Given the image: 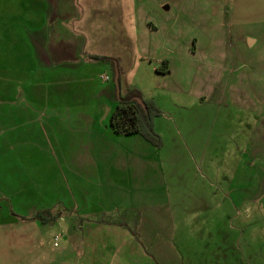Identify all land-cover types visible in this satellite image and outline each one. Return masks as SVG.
Listing matches in <instances>:
<instances>
[{
  "label": "rangeland",
  "instance_id": "1",
  "mask_svg": "<svg viewBox=\"0 0 264 264\" xmlns=\"http://www.w3.org/2000/svg\"><path fill=\"white\" fill-rule=\"evenodd\" d=\"M70 5L79 13L66 26L83 40L76 52L113 57L119 67L118 86L108 60L94 71V85L113 82L121 95L127 87L142 90L159 110L152 116L159 142L110 131L84 148L80 140L68 141L63 128L52 132L44 120L33 136V115L22 117L16 108L43 101L44 91L33 94L34 85L47 82L51 95L62 93L51 100L75 102L83 80L40 78L33 72L43 60L38 47L0 46V170L11 173L4 184L0 177V186L14 187L21 177L19 185H31L35 200H61L51 210L55 219L39 225L43 254L35 264L48 257L54 264H80L79 255L54 259V252L107 245L97 234L101 226L83 222L81 236L70 235L80 219H68L84 211L83 199L98 207L97 216L136 218V239L159 263L264 264V197L258 198L256 182L264 160L248 152L264 114V0H71ZM159 59L168 60L162 77L154 68L161 67ZM242 169L249 180L240 190ZM134 178L151 185L133 189ZM1 205L4 215L11 206ZM14 230L9 252L2 251L7 264H18L10 247ZM22 263L33 259L26 255Z\"/></svg>",
  "mask_w": 264,
  "mask_h": 264
},
{
  "label": "crops",
  "instance_id": "2",
  "mask_svg": "<svg viewBox=\"0 0 264 264\" xmlns=\"http://www.w3.org/2000/svg\"><path fill=\"white\" fill-rule=\"evenodd\" d=\"M70 4L71 0H0V46L19 48L27 44L34 48L38 47L41 53H43V60L40 59L42 60L40 66L38 65L37 68L33 69V72H38L40 78L44 75L62 77L56 80L58 83L65 80L72 83L77 82L75 79L80 80V82L83 80L82 85L77 88L79 90L78 93L81 94L78 101L51 100L52 96L56 97L58 95V97H61L62 93H58L57 91L51 95L48 92L50 88L46 86L48 83L44 84L40 80L38 85H34L32 92L33 94H39L37 93L38 91H44L45 96L43 97V101L37 100L32 103H23L17 105L16 109L23 113L21 114L22 117L29 114L33 115V120L36 122L33 128V136H35V131L38 133L39 126L44 120L51 127L52 132L60 133L57 129L63 128L68 141L72 139L80 140L84 142V148H87L89 143L101 141L105 132L109 134L111 131L116 135L125 136L138 134H121L113 130L110 117L117 104L116 84L112 82L101 86L94 85L92 76L94 71L97 68L103 69L107 66L108 62L94 57L95 55L103 54L84 51L82 55H79L76 52V48L74 47L83 43V40L78 34L68 30L66 26L68 19L79 13L77 10H71L69 8ZM164 8L166 9V6ZM215 12H217V8ZM250 40L254 39L248 38L249 43ZM48 47H53L51 52ZM163 60L167 59H159L157 62L161 64ZM154 68L157 71V67ZM21 71L27 72L28 70H25L23 67ZM156 73L161 77L164 75L162 71H157ZM116 77L117 73L115 74V79ZM129 88L127 87V90ZM2 91L9 93L10 89L8 87L2 89ZM140 91L142 96L145 97L144 92ZM255 129L257 137L254 142L252 140L254 137L252 138L251 134L249 138L251 148L248 149V152L250 155L253 154L255 157L264 160V114L257 120ZM246 173L247 171L244 172L243 169L240 171L239 183L242 186L240 185L237 189H247L249 177H247ZM10 174L9 170H0L3 184L5 181L10 180ZM256 175L259 177L257 178L258 181H256L257 187H260L262 191V194L258 198H261L262 195L264 197V166H260L257 169ZM16 176L18 175L16 174ZM243 178L246 182H243ZM20 179L21 182L22 178L20 177ZM132 181L133 183L130 187L133 189H146L148 185H151L145 183L146 181L143 180L138 181L137 178H134ZM20 182L17 181L14 187H9L7 184L0 186V206H2L3 202L11 206L10 209L6 208L4 215H0L1 264H7V259L4 258L5 256H3L2 251L9 252L8 238L10 228L16 229L11 233V237L13 236V239L16 241L10 246L12 254L18 259L16 262L19 264V258L23 260L26 255L31 256L33 259L32 264L40 262L43 252L39 248L41 237L39 225L46 222H42L34 216L37 211H44L43 216L48 217V214L51 215V210L56 206V203H61V200L56 201L54 198L35 200L28 193L32 186L28 185V188H26V184L22 183L19 185ZM243 184L246 186H243ZM36 190L37 187L33 191L36 192ZM239 196H241V199H245L247 192L245 196L243 193ZM15 205L17 208H15ZM26 205L33 208L28 210L18 208L25 207ZM81 205L84 211L81 210V213L78 212L73 217L71 215L70 219H68L75 222L80 219L79 226L70 227V235L73 237L81 236L79 235V231L83 228V222L87 223V226H101L102 228L104 227L103 231L97 234L100 235L101 239H106L107 245H97L90 248L76 247L75 249L65 247L59 252H54V259L62 257L66 259V256L79 255L80 260L78 259L77 261L80 264H173L159 263L157 260H154L151 252L147 250L140 240L136 239L139 233L133 230L136 222V218L133 216H97L96 213L99 209L91 201L83 199ZM66 208L69 209L70 207L66 205ZM47 210L49 212H46ZM60 217L63 216L60 215ZM54 219L55 217L48 221H53ZM9 223L13 224L14 227H11L12 225H9ZM30 224L33 225L31 226ZM86 235L89 237L88 233ZM26 239H29L28 245H26ZM40 264L54 263L48 257Z\"/></svg>",
  "mask_w": 264,
  "mask_h": 264
},
{
  "label": "trees",
  "instance_id": "3",
  "mask_svg": "<svg viewBox=\"0 0 264 264\" xmlns=\"http://www.w3.org/2000/svg\"><path fill=\"white\" fill-rule=\"evenodd\" d=\"M95 58L111 61L115 66L116 73H119V67L116 59L104 55H95ZM162 67V68H161ZM161 67L157 71L167 72L168 61L163 60ZM117 86L119 77H116ZM117 104L112 111L110 123L113 130L121 134L138 133L145 139L158 143L159 137L153 129L152 116L159 113L158 108L155 106L153 100L144 99L141 91L137 88H129L124 95L119 92L116 95ZM44 211H37L35 218L40 219L42 222L54 218V216L44 217ZM46 212H49L48 210Z\"/></svg>",
  "mask_w": 264,
  "mask_h": 264
}]
</instances>
